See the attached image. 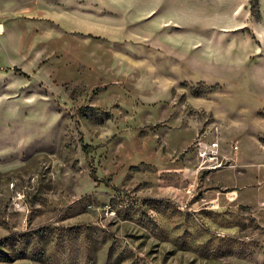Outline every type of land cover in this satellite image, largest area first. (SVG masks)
Segmentation results:
<instances>
[{"label":"rangeland","instance_id":"obj_1","mask_svg":"<svg viewBox=\"0 0 264 264\" xmlns=\"http://www.w3.org/2000/svg\"><path fill=\"white\" fill-rule=\"evenodd\" d=\"M0 264H264V0H0Z\"/></svg>","mask_w":264,"mask_h":264},{"label":"built area","instance_id":"obj_2","mask_svg":"<svg viewBox=\"0 0 264 264\" xmlns=\"http://www.w3.org/2000/svg\"><path fill=\"white\" fill-rule=\"evenodd\" d=\"M238 148V147H237ZM220 148L217 141L204 142L203 140L197 147V157L200 163V167L203 169H218L222 166L223 162L220 158ZM192 192V186L189 189Z\"/></svg>","mask_w":264,"mask_h":264}]
</instances>
